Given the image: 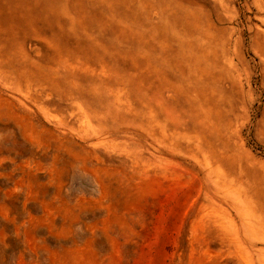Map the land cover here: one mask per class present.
Instances as JSON below:
<instances>
[{
    "label": "rangeland",
    "instance_id": "obj_1",
    "mask_svg": "<svg viewBox=\"0 0 264 264\" xmlns=\"http://www.w3.org/2000/svg\"><path fill=\"white\" fill-rule=\"evenodd\" d=\"M0 264H264V0H0Z\"/></svg>",
    "mask_w": 264,
    "mask_h": 264
}]
</instances>
